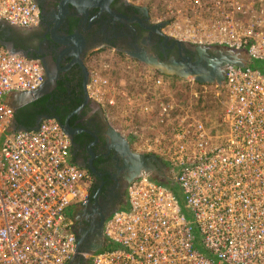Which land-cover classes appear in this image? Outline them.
I'll return each mask as SVG.
<instances>
[{
    "label": "built area",
    "instance_id": "obj_1",
    "mask_svg": "<svg viewBox=\"0 0 264 264\" xmlns=\"http://www.w3.org/2000/svg\"><path fill=\"white\" fill-rule=\"evenodd\" d=\"M194 3L196 26L177 34L210 39L243 62L225 64L212 90L223 98L215 126L173 95L186 86L197 96L194 80L132 67L131 89L89 71L88 97L115 111L131 148L157 157L164 178L140 172L128 183L88 264H264V0ZM38 15L37 0H0L9 25H34ZM42 82L37 59L0 44V264H68L75 254L66 214L89 182L69 161L67 135L51 117L11 129L9 94Z\"/></svg>",
    "mask_w": 264,
    "mask_h": 264
},
{
    "label": "flooded vegetation",
    "instance_id": "obj_2",
    "mask_svg": "<svg viewBox=\"0 0 264 264\" xmlns=\"http://www.w3.org/2000/svg\"><path fill=\"white\" fill-rule=\"evenodd\" d=\"M59 1L37 0L39 15L34 25L27 27L7 23L0 25V41L6 42L25 57L37 59L43 69V82L37 92L38 96L30 100L29 95L23 96V102L16 106L15 110L44 95H50L49 100L51 96L57 97L58 102L53 103L48 110L64 128V117L81 103L83 95L82 71L79 65L74 62L67 70H59L55 66L58 52L75 45L55 42L51 38L52 26L58 18ZM166 27L165 22L154 19L150 8L141 0H106L93 6L66 2L63 17L54 30L53 36L57 38L74 34L82 43L77 53L60 55L57 66L62 68L76 58L87 73L86 100L68 117L67 126L85 130L97 139L93 145L87 146L93 140L90 134L84 131L69 132L67 129L64 131L69 142V161L84 172L89 182L85 197L73 207V215L68 225L75 242L98 219L97 214L93 213L92 200L99 181L86 162V146L87 151L93 155L89 161L90 166L99 174H109V178L101 183L94 196L95 203L100 208V227L82 235L78 242L79 254L70 264H88V255L103 246V224L114 210L123 205L126 187L132 176L137 175L135 164L114 131L127 140L129 152H137L131 148L128 139L111 125L104 109L87 95L88 58L98 51L109 50L116 57L148 68L137 57L131 56V53L135 54L141 50L162 61L188 57L190 61L205 64L204 72L211 71L213 66L220 64L223 73L226 61L223 47L180 41L169 35ZM71 103L76 104L71 106Z\"/></svg>",
    "mask_w": 264,
    "mask_h": 264
},
{
    "label": "water",
    "instance_id": "obj_3",
    "mask_svg": "<svg viewBox=\"0 0 264 264\" xmlns=\"http://www.w3.org/2000/svg\"><path fill=\"white\" fill-rule=\"evenodd\" d=\"M104 1H106V0H60L59 1V7H58V18L56 19L55 23L53 24L51 32H50L51 38L55 42L75 43L74 46L68 47V48L58 52L57 58L55 60V66L59 70H67L71 64L76 62L82 71L81 88H82L83 99H82L81 103L72 112H70L66 117H64V123H63L64 128H62V129L65 132L67 129L69 132L84 131V132L90 134L93 137V140L90 144H87V146L93 145L96 142L97 139L95 138V136L92 135L91 133L85 131V130L80 129V128H70L67 126L68 117L72 113H74L77 109H79L82 106V104L84 103V101L86 100V94H85V82H86V74H87L86 69L84 66L81 65V63L76 58L71 60L66 66H64L62 68H59L57 66V61H58L60 55H63V54L73 55V54L77 53L81 49L82 43H81L80 38L74 34H72L70 36H66V37L57 38V37L53 36V33H54V30H55L57 24L59 23V21L63 17L64 7H65L66 2H74V3H78V4H82V5L93 6V5L102 4ZM2 24H5V22L0 20V25H2ZM0 44H2L3 46H8L12 51H15L6 42L0 41ZM223 51L225 52V60H226L224 64L242 65V63H243L242 58L238 56L237 51H234L231 49H225V48L223 49ZM132 55L137 57L138 60L141 61L144 65H146L148 68H150V69H152V70H154V71H156L162 75L178 77V78H182V79H191V80H194V81L199 82V83H211V82L220 83L222 78H223L222 66L220 64L213 66L211 71L204 72L203 70H204L205 64H202L199 61H190V59L188 57H181V60L170 59V60L162 61V60H158L155 56L146 54L144 51H141V50L136 52L135 54L131 53V56ZM39 87L33 91H30V92H22L21 98L23 96H27V95L30 96L28 98L29 100L34 98V97H37L38 96L37 92L39 90ZM11 108H12V110H15L16 105L15 106L12 105ZM45 117H47V116L46 115H38L36 117L33 125L29 129H35L37 127L38 122L42 118H45ZM11 129L12 130H18V129H26V128L21 127V126H17L15 123V120L12 119ZM114 132L117 136L118 141L121 142L122 145L124 146L126 152L129 155V158L135 164L137 175L143 171V172H148V173L152 172L158 178H162V177L164 178L163 165L158 161V159L154 155H144L141 153L129 152L127 140L122 135H120V133H118L116 131H114ZM87 146L85 147V152L87 154L86 162H87L90 170L94 173V175L98 178V181H99V184H98V186L94 192L93 200H92L93 213L97 214L98 219L84 233L100 227V224H101L100 208L95 203L94 196H95L96 192L98 191L101 183H103L105 180H107L109 178V174H107V173L99 174L90 166L89 161L93 158V155L90 151H87ZM137 175L134 174L132 176V178L130 179V181L133 179V177H135ZM82 235L79 237L77 242H75V246L72 250V251H75V254L72 257L73 260L75 258H77V255L79 252L78 242L81 239ZM71 260L68 262V264L71 263Z\"/></svg>",
    "mask_w": 264,
    "mask_h": 264
},
{
    "label": "rangeland",
    "instance_id": "obj_4",
    "mask_svg": "<svg viewBox=\"0 0 264 264\" xmlns=\"http://www.w3.org/2000/svg\"><path fill=\"white\" fill-rule=\"evenodd\" d=\"M141 2H143L148 6V8H150V13L153 14L154 19H159L167 24L165 30L175 39L184 42H192L194 44L196 43L206 44L210 41V39H205L197 36H187L185 34L182 35V33L177 34L176 32L181 29L185 30L188 29V27L196 26L197 20L195 18V15L199 11V9L196 7L194 0H141ZM174 22L175 23L178 22L179 28H177L176 25L174 26ZM87 65L89 71L96 70L100 74L109 76L114 81L123 79L126 82V85L131 89L139 87L137 81L133 80V82H131L132 72L130 69L133 67L135 71L137 70L140 71L141 70L140 68L142 67L140 65H136L134 62L116 57L109 50L98 51L92 54V56L88 58ZM170 79L172 81L179 80L175 78H170ZM203 84H207V85L199 86L198 88L199 91L203 92L205 89L208 92H212L216 83L211 82V83H203ZM183 93L184 95H182L181 92L179 94V91H175L176 94L175 95L173 91L174 97L179 96L180 98H182L183 96L184 97L183 100L185 101L186 99V101L192 104L193 107V103L196 100L195 99L196 96H194L192 93H189L188 91L186 93L183 91ZM215 101H216V105L211 109H208L206 111H201V110L198 111L197 109L196 111L195 108H193L192 112L196 116L198 117L200 116L204 118L210 126H215L219 121V117L223 105L222 104L223 98L220 93L218 94L217 97H215ZM102 108L106 111L104 113H107L106 116L109 119L111 125L120 131L122 120L116 116L115 111L112 110V113H110L111 111L106 107H102Z\"/></svg>",
    "mask_w": 264,
    "mask_h": 264
},
{
    "label": "trees",
    "instance_id": "obj_5",
    "mask_svg": "<svg viewBox=\"0 0 264 264\" xmlns=\"http://www.w3.org/2000/svg\"><path fill=\"white\" fill-rule=\"evenodd\" d=\"M193 85V89L198 92L195 98L196 100L193 103V107L195 108V110L197 111L198 109V111H206L208 109L213 108L216 105L213 92H208L205 89L202 92L198 89L199 86H205L207 84L194 81ZM185 90L186 92L188 91V88L186 86ZM49 97L50 95H44L36 100L31 101L30 103L26 104L22 108H19L18 110H13L12 117L15 120L16 125L29 129L33 125L38 114L54 118L51 112L48 110V107H50L53 103L58 102L59 98L51 96V100H49ZM75 104L76 103H71V106ZM37 107H39V109H36ZM168 187L173 191L176 198L180 200L181 195L177 187L175 185H169Z\"/></svg>",
    "mask_w": 264,
    "mask_h": 264
},
{
    "label": "crops",
    "instance_id": "obj_6",
    "mask_svg": "<svg viewBox=\"0 0 264 264\" xmlns=\"http://www.w3.org/2000/svg\"><path fill=\"white\" fill-rule=\"evenodd\" d=\"M7 101H8V104L10 105V107L13 105V106H18L19 104H21L23 102L22 98H21V93H10L8 98H7ZM17 103V104H14V103ZM79 203V202H78ZM78 203H73L71 204L68 209H67V220L70 222L71 220V217L73 215V207L75 205H77Z\"/></svg>",
    "mask_w": 264,
    "mask_h": 264
}]
</instances>
